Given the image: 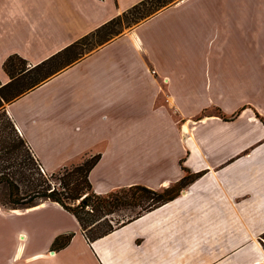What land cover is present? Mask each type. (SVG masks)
I'll use <instances>...</instances> for the list:
<instances>
[{"label": "crops", "instance_id": "obj_1", "mask_svg": "<svg viewBox=\"0 0 264 264\" xmlns=\"http://www.w3.org/2000/svg\"><path fill=\"white\" fill-rule=\"evenodd\" d=\"M141 1L0 0V85ZM1 108L46 173L98 155L96 195L197 177L93 242L0 202V264H264V0H175Z\"/></svg>", "mask_w": 264, "mask_h": 264}, {"label": "trees", "instance_id": "obj_2", "mask_svg": "<svg viewBox=\"0 0 264 264\" xmlns=\"http://www.w3.org/2000/svg\"><path fill=\"white\" fill-rule=\"evenodd\" d=\"M145 1L148 2L150 0H143L132 6L94 31L70 43L59 52L52 54L41 63L28 66L17 55H11L3 62V71L9 78L8 83L0 85V119L3 120L0 125L2 128L0 129V184L6 185L8 188V205H6L12 208L24 209L37 204L39 201H54V203H57L64 210L71 213L88 242H93L104 235L106 236L116 227L130 222L131 219L112 225L111 221L107 220L108 216L114 212V209L119 205L128 203L126 199L118 196L120 193L129 192L128 199L132 203L138 201L140 203L145 202L146 205L142 208V212H146L172 200L179 194L182 188L197 176L186 172V175L179 181L178 185L159 192L141 186H131L125 189H118L107 195H96L92 191L87 179L88 173L99 159V156L95 155L84 159L81 164L75 166L72 170L67 169L66 166L61 167L60 170H63L64 173L60 179H57V186H54V184L44 177L46 176L45 172L41 173L39 171L38 164H33L34 166L32 165L33 167L30 169L32 172H30L29 176H24V174L20 173L22 174L21 178L25 179L27 186L25 190H22L20 185L12 178V175H14V172H12L13 166L9 161L16 150L26 151L27 149L29 152L30 150L20 137V134L15 130L1 106L3 103L14 100L38 85L40 86L56 72L58 73L73 62L78 61L86 49L98 48L109 39L111 40L118 36L121 31L114 27L120 26L123 14L135 9L136 6L143 4ZM168 1L170 0H161L158 4L164 5ZM11 127H13L16 134L12 131ZM5 130L8 131L6 132L7 136H4ZM33 159V162H37L35 157ZM18 167L22 169L20 164H18ZM50 176H53V173ZM137 205L139 204L137 203ZM70 239V233L59 235L53 240L50 249L52 251L60 250L68 244Z\"/></svg>", "mask_w": 264, "mask_h": 264}, {"label": "rangeland", "instance_id": "obj_3", "mask_svg": "<svg viewBox=\"0 0 264 264\" xmlns=\"http://www.w3.org/2000/svg\"><path fill=\"white\" fill-rule=\"evenodd\" d=\"M159 1H161V0H150L148 2L145 1V2H143V4L136 6L135 9L124 13L122 21L120 22V26H117L114 28L119 29L121 31L120 34L127 31V30H130L138 22H141L142 20L147 19L149 16H151L153 13H155L158 9H160L162 7L164 8L165 6L174 2L175 0H170L167 3H165L164 5L163 4L159 5L158 4ZM96 49L97 48L86 49L85 52L83 53L82 57L84 55L89 54L90 52L95 51ZM2 121L3 120L0 119V125H1ZM0 129H2L1 126H0ZM11 129L13 132H15L13 127H11ZM6 132H8V131L7 130L4 131V136H7ZM15 134H16V132H15ZM33 157L34 156L27 149H26V151L16 150L14 152V154L12 155L10 161H9L13 166L12 172H14V175H12V178H13V180H15L20 185L22 190H25L27 188V186H26L25 179L23 180V178H21V175L24 174V176H29L31 174L30 172H32V170H30V169L34 165L38 164L37 162H33L34 161ZM18 164H20L22 166V169H20L18 167ZM74 167L75 166H73L72 164L66 166V168L69 170H72ZM20 173H22V174H20ZM52 173H53V176H50L51 173L45 172L46 176H44V177H46L50 183L54 184V186H57V183H58L57 179H60L63 176L64 171L59 169L58 171L52 172ZM33 177H34V175H33ZM7 192H8L7 186L0 184V202L3 205H6V204L8 205ZM128 195H130L129 192L128 193H120L118 195L119 197L126 199V201L128 203L125 205H119L116 209H114V212L110 216H108L107 220L111 221L112 225H116L120 221L124 222L127 217L131 216L134 213H137L139 211V208L142 210V208L145 207V205H146L145 202L140 203V201H138L136 203H132L130 201V199H128ZM137 203L139 205H137ZM75 204H76V202H75Z\"/></svg>", "mask_w": 264, "mask_h": 264}, {"label": "built area", "instance_id": "obj_4", "mask_svg": "<svg viewBox=\"0 0 264 264\" xmlns=\"http://www.w3.org/2000/svg\"><path fill=\"white\" fill-rule=\"evenodd\" d=\"M15 128V127H14ZM15 130L17 131V133L19 134V131H18V129L17 128H15ZM38 169H39V171L41 172V173H44V170H43V168L40 166V165H38Z\"/></svg>", "mask_w": 264, "mask_h": 264}, {"label": "water", "instance_id": "obj_5", "mask_svg": "<svg viewBox=\"0 0 264 264\" xmlns=\"http://www.w3.org/2000/svg\"><path fill=\"white\" fill-rule=\"evenodd\" d=\"M50 252H52V251H50Z\"/></svg>", "mask_w": 264, "mask_h": 264}]
</instances>
